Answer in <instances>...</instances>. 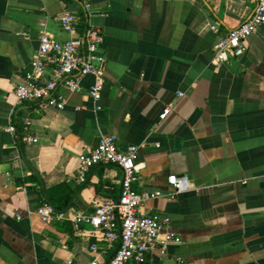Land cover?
<instances>
[{
  "label": "crops",
  "instance_id": "1",
  "mask_svg": "<svg viewBox=\"0 0 264 264\" xmlns=\"http://www.w3.org/2000/svg\"><path fill=\"white\" fill-rule=\"evenodd\" d=\"M253 8L254 0H0V264H90L89 246L105 249L99 231H76L56 218L46 223L35 210L69 191L66 217L118 196L121 173L113 165L78 181V156L106 135L116 136L119 151L138 147L143 168L135 189L161 194L139 212L168 217L181 240L143 264H264V24L245 40L241 57L213 64L219 38ZM63 12L83 26L64 32ZM85 24L102 34L101 99L90 98L87 76L77 92L60 88L62 110L16 106L13 91L40 34L64 41ZM166 107L171 112L160 121ZM23 116L35 144L7 131L21 128ZM170 176L185 177L188 189L173 194Z\"/></svg>",
  "mask_w": 264,
  "mask_h": 264
},
{
  "label": "built area",
  "instance_id": "2",
  "mask_svg": "<svg viewBox=\"0 0 264 264\" xmlns=\"http://www.w3.org/2000/svg\"><path fill=\"white\" fill-rule=\"evenodd\" d=\"M89 8L87 5L86 9ZM58 20L62 30L69 34L77 32V26L82 23L79 17L70 12H63ZM262 24L264 0H254L250 18L221 36L213 47V64L220 67L230 58L241 57L245 52V40ZM211 30L217 31L215 26ZM101 39V31L89 24H85L79 37L64 41L42 32L30 70L25 73L23 82L14 88L15 105L19 107L26 103H45L62 110L67 99L60 93V88L69 93L77 92L81 81L87 76L92 78L88 94L94 102H98L104 86L106 61L99 51ZM170 112V107L164 108L159 120H165ZM7 131L17 135L24 143L35 144L38 141L33 135L28 116L21 119V128L10 125ZM137 153L138 147L134 145L129 146L126 151H119L114 135L100 137L94 149L78 156V181L84 183L89 172L97 166L113 165L121 173L118 196L94 207L88 213L76 212L69 217L64 212L57 213L47 202H43L35 210V214L46 223L56 218L68 221L76 231L83 226L99 231L105 242V249L100 251L98 244H91L89 252L95 258L90 264H99L98 256L103 255L106 257L104 264H143L149 260L151 252H157L163 258L167 255L169 245L181 241L170 230L168 217L139 212L146 200L161 194L136 191L135 184L143 168L142 163L138 162ZM167 181L173 188V194L188 189L185 177L170 176ZM67 264L73 262L68 261Z\"/></svg>",
  "mask_w": 264,
  "mask_h": 264
},
{
  "label": "trees",
  "instance_id": "3",
  "mask_svg": "<svg viewBox=\"0 0 264 264\" xmlns=\"http://www.w3.org/2000/svg\"><path fill=\"white\" fill-rule=\"evenodd\" d=\"M82 26H83V23H82ZM82 26L80 27L83 28ZM70 196H71V192L69 191L60 200L58 201L52 200L50 204L53 206V208L55 209L57 213H63L69 204Z\"/></svg>",
  "mask_w": 264,
  "mask_h": 264
}]
</instances>
